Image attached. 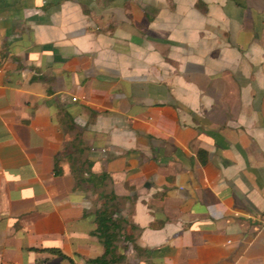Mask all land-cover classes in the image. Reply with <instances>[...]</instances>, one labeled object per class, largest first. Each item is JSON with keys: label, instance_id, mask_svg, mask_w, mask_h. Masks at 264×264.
Returning a JSON list of instances; mask_svg holds the SVG:
<instances>
[{"label": "crops", "instance_id": "crops-1", "mask_svg": "<svg viewBox=\"0 0 264 264\" xmlns=\"http://www.w3.org/2000/svg\"><path fill=\"white\" fill-rule=\"evenodd\" d=\"M0 67V264L104 254L77 153L111 264H264V0H0Z\"/></svg>", "mask_w": 264, "mask_h": 264}, {"label": "trees", "instance_id": "trees-1", "mask_svg": "<svg viewBox=\"0 0 264 264\" xmlns=\"http://www.w3.org/2000/svg\"><path fill=\"white\" fill-rule=\"evenodd\" d=\"M85 164L87 165L85 169L80 167L75 170L78 186L89 183L92 184L95 189L102 187L109 178V175L107 173H93L91 171L93 166L91 161H85ZM101 197L104 198V202L95 212L97 227L94 234L97 235L103 243L105 252L97 258L91 259V262L93 264L124 262L126 256L117 253L118 241L123 237L125 240L133 243L134 248H138L135 237L133 234H129V231L137 230L139 227L115 216L119 204L117 202L118 196L114 192L101 193ZM122 232H124V234H122ZM52 250L58 251L56 249Z\"/></svg>", "mask_w": 264, "mask_h": 264}, {"label": "rangeland", "instance_id": "rangeland-1", "mask_svg": "<svg viewBox=\"0 0 264 264\" xmlns=\"http://www.w3.org/2000/svg\"><path fill=\"white\" fill-rule=\"evenodd\" d=\"M73 161V163H75L79 168H86V165L84 164L85 161V157L82 155H79L78 153L76 154V156L74 157V159H71ZM105 191V193H109L110 191V184L107 187H99L98 189L95 190L94 195H93V202L95 203L96 208L98 209V206H102L103 202H104V198L101 197V192ZM118 204L120 203V200H117ZM118 210V209H117ZM116 210V212H117ZM136 232V231H135ZM122 234H124V232H122ZM124 238L121 237L120 240L118 241V246H125L124 243Z\"/></svg>", "mask_w": 264, "mask_h": 264}, {"label": "built area", "instance_id": "built-area-1", "mask_svg": "<svg viewBox=\"0 0 264 264\" xmlns=\"http://www.w3.org/2000/svg\"><path fill=\"white\" fill-rule=\"evenodd\" d=\"M0 72H1V67H0ZM260 222H261L262 228L264 229V213L260 217Z\"/></svg>", "mask_w": 264, "mask_h": 264}]
</instances>
